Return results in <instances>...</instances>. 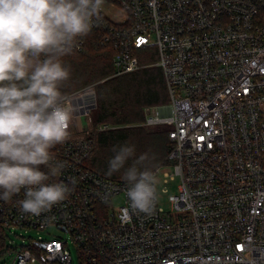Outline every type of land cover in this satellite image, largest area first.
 Returning <instances> with one entry per match:
<instances>
[{
    "label": "built area",
    "instance_id": "1",
    "mask_svg": "<svg viewBox=\"0 0 264 264\" xmlns=\"http://www.w3.org/2000/svg\"><path fill=\"white\" fill-rule=\"evenodd\" d=\"M101 15L74 52L109 50L115 75L161 70L168 104L144 108L140 125L170 126L161 164L174 173L163 182L178 176V190L168 210L158 200L145 215L125 181L88 165L86 129L71 128L96 108L87 86L68 95L70 137L51 150L66 166L49 182L70 195L39 217L19 210L23 191L0 201V253L14 251L12 264H71L70 241L79 264H264V0H105ZM14 228L48 238L13 250L5 234Z\"/></svg>",
    "mask_w": 264,
    "mask_h": 264
},
{
    "label": "clouds",
    "instance_id": "2",
    "mask_svg": "<svg viewBox=\"0 0 264 264\" xmlns=\"http://www.w3.org/2000/svg\"><path fill=\"white\" fill-rule=\"evenodd\" d=\"M105 0H0V201H17L35 217L50 212L70 195L67 185L49 182L65 168L52 149L69 137L75 107L64 89L71 55L78 41L102 19ZM108 174L124 169L131 208L145 215L156 211L157 178L134 157L135 146H113ZM44 166L47 172L42 171ZM107 199V196H102Z\"/></svg>",
    "mask_w": 264,
    "mask_h": 264
},
{
    "label": "trees",
    "instance_id": "3",
    "mask_svg": "<svg viewBox=\"0 0 264 264\" xmlns=\"http://www.w3.org/2000/svg\"><path fill=\"white\" fill-rule=\"evenodd\" d=\"M110 54L109 50L88 47L63 57L64 63L71 67V79L64 91L68 95L93 85L96 117L93 130L86 136L92 144L89 158L93 157L92 162L88 158L87 163L104 176L119 180L115 175L123 173L124 169L108 174V161L114 155L113 146L118 148L124 143L135 146V155L126 162L125 168L146 152L154 158L152 169L164 160L172 145L168 131L146 132L145 128L139 127L144 120V108L164 104L166 100L161 70L148 66L132 73L115 75ZM101 126L106 128L101 130Z\"/></svg>",
    "mask_w": 264,
    "mask_h": 264
},
{
    "label": "rangeland",
    "instance_id": "4",
    "mask_svg": "<svg viewBox=\"0 0 264 264\" xmlns=\"http://www.w3.org/2000/svg\"><path fill=\"white\" fill-rule=\"evenodd\" d=\"M149 60H151V62L156 63L157 56L152 57ZM150 67H155V66H150ZM165 92H166V100L164 104L167 105L168 104V94H167L166 89H165ZM159 105L162 106L163 104H159ZM159 105H154V106H159ZM149 107H153V106H149ZM95 117H96V111L95 109H92L89 117H86L85 119H82V118L74 119V122L72 123V126H71L73 135H76V136L80 135L82 131H85L83 129H86L85 134L91 133V131L93 130L92 127H93V121ZM140 126L141 125L139 124V127ZM141 127L145 128L146 132L156 131V130L167 132L170 129V126L166 124L153 126V127H146V126H141ZM142 154L147 155V159L144 161L143 167L150 168V166H152L151 163L153 162L154 158L151 155L149 156L146 152ZM92 157L93 155H91V157L89 158L90 162H92ZM161 163L157 165L159 166V172L156 176L157 182H158L157 183L158 200H159V205L163 207L165 210H168L169 209L168 197L170 195L176 194L178 190V186L180 184V179L178 176H175L173 180H169L167 183H164L163 173L167 172L169 174H172L174 173V168L172 165H169V164L162 165ZM154 168H152L151 170H153ZM121 176H122V173H118L115 175L116 179L119 178V180ZM162 190H165L166 192L163 193ZM120 203H121L120 196L115 197V199L113 200V207L117 208L120 205ZM54 232L56 233V231ZM5 236H6L5 238L6 247H10L13 250H16L22 246H28L32 240H35L38 237L48 238L43 231L34 230V229H26V228L25 229L24 228L10 229L9 231H6ZM68 249L70 251V257L72 260L71 264H79V257H78L77 250L70 241H68ZM13 256H14V251L11 252L10 254L8 252L6 254L0 253V264H12ZM35 264H40V263H35Z\"/></svg>",
    "mask_w": 264,
    "mask_h": 264
}]
</instances>
